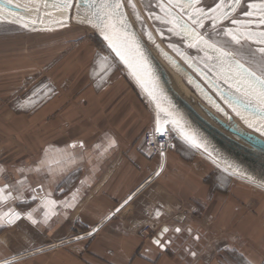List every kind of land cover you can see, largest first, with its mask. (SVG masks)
<instances>
[{
    "label": "crops",
    "instance_id": "obj_1",
    "mask_svg": "<svg viewBox=\"0 0 264 264\" xmlns=\"http://www.w3.org/2000/svg\"><path fill=\"white\" fill-rule=\"evenodd\" d=\"M154 124L97 38L0 55V264H264V194L180 138L156 175L162 155L144 141ZM202 208L234 250L203 259L180 250L175 219ZM164 227L165 250L153 243Z\"/></svg>",
    "mask_w": 264,
    "mask_h": 264
},
{
    "label": "water",
    "instance_id": "obj_2",
    "mask_svg": "<svg viewBox=\"0 0 264 264\" xmlns=\"http://www.w3.org/2000/svg\"><path fill=\"white\" fill-rule=\"evenodd\" d=\"M91 2L98 6L102 0H91ZM260 2L261 0H241L240 5L233 11L232 0H224V6L215 13L217 18L213 21L211 18L213 13L208 12V9L215 8L220 0H199L198 3H193V0H133L135 11L127 4V0H124L125 6L121 11L127 17L128 27L126 30L121 29L113 36L114 48L104 39V34L99 28L86 22L85 18L94 19L90 13L97 10L96 7L90 9L89 2L86 0H74V6L63 16L58 7L62 0H13V3L9 5L12 15L9 16L5 12V18L0 19V45L11 41L19 42L21 37L26 39L29 34L49 33L72 23L91 29L103 40L149 102L155 112L156 126L158 119L169 121L163 124L166 130L160 133L161 136L171 129L176 135L179 134L185 143L209 160L218 163L219 168L224 172L264 188V133L257 131L261 123L259 109L252 105L245 110L247 102L242 93H237L235 88H229V85L225 84L221 78L224 73L220 62L215 59L216 54L213 49H204V45L200 44L198 39H193L191 35L194 30L217 47L230 48L247 57L250 51L258 47L257 37L247 39V32L264 31V25L259 24L258 11L252 17L244 16V12L250 10L248 8L250 3L258 5ZM16 4L20 7L17 8ZM199 8L204 9L206 14L202 17V27L198 23H193L197 17L196 9ZM221 12L226 13L227 18H223ZM16 15L27 22L29 27L25 28L22 23L14 22L13 16ZM250 19L256 23L251 25L232 23L233 20ZM32 21H35V24ZM117 27L119 28V24ZM229 28L233 31L239 29L244 35L245 38L241 40L243 48L226 34ZM125 31L128 34L127 39L123 35ZM149 33L152 39H149ZM193 44L197 46H191ZM116 48L124 55L127 63L116 54ZM152 49L156 50L157 55L182 76L186 85L199 100L203 112L216 125L178 97ZM224 68H227L226 64ZM202 73H206L207 76ZM189 80L192 83H189ZM150 93L156 95L158 100H154ZM221 93L234 99L239 106L240 115L225 103ZM158 102L165 111L157 108ZM216 105H219V108ZM168 113L176 114V118L180 119L183 125L184 132L193 134L202 146L197 147L185 139L184 133L170 122ZM249 122L256 126L250 127ZM229 135L236 137L246 146ZM161 146L165 150V144ZM165 162L166 153L163 152L162 163L156 175L162 171ZM97 229L81 237L91 236ZM89 233L91 235H88ZM165 249L166 247L163 248Z\"/></svg>",
    "mask_w": 264,
    "mask_h": 264
},
{
    "label": "snow or ice",
    "instance_id": "obj_3",
    "mask_svg": "<svg viewBox=\"0 0 264 264\" xmlns=\"http://www.w3.org/2000/svg\"><path fill=\"white\" fill-rule=\"evenodd\" d=\"M86 2H89L90 9L92 7H96L97 9L96 11L90 13L94 19L85 18L86 22L92 24L95 28H99L102 34H104V39L109 42L110 46H113L115 48L113 36L120 32L121 29L126 30L128 27L127 17L121 11L125 6L124 0H114V2H109V0H102V3L98 6L92 3L91 0H86ZM198 2L199 0H193V3ZM12 3L13 0H0V19L5 18V12H7L9 16L12 15L11 10L9 8V5H11ZM240 3L241 0H232V10L234 11L236 6L240 5ZM127 4L130 5L135 11V4L133 3V0H127ZM73 6L74 0H62V3L58 7L61 9V15L63 16ZM223 6L224 0H220V3L216 4L215 8L208 9V12L213 13V16L211 17L213 21H215V19L217 18L215 13L219 12ZM16 7L18 8L20 7V5L16 4ZM181 7L183 9V6ZM248 8L250 10L245 11L244 16L252 17L256 15L258 11L259 24L264 25V0H261L258 5L256 3H250L248 5ZM161 9L163 10L162 5ZM196 12L197 17L193 20V23H198L202 27V17L206 15L205 11L204 9L199 8L196 9ZM221 16L223 18H227L226 13L221 12ZM137 18H139L138 13ZM156 19H160V17H156ZM13 21L16 23H22V26L25 28L29 27V24L23 21L22 18L18 15L13 16ZM32 23L35 24V21H32ZM232 23L251 25L253 23H256V21L251 19L247 21L233 20ZM117 24H119V28L117 27ZM226 34L228 36H231L232 41H234L237 45H240L241 48L244 47V45L241 44V40L245 37L239 31V29L233 31V29L229 28L226 30ZM123 35L127 39L128 34L126 33V31L123 33ZM148 35L149 39H152L151 33H149ZM191 35L193 39H198L200 44L204 45V49H213L214 53L216 54L215 59L220 62V67L224 73L221 78L223 79L225 84L229 85V88H235V91L237 93H242L244 100L247 102L245 104V110H247V108L252 105L259 109V119L261 123L257 127V131L264 133V31H260L259 33L252 31L247 32V39L257 37L256 44L258 45L256 50L250 51L247 57L243 56L239 51H232L230 50V48L226 49L224 47H217L215 44L205 40L202 36H199V34L196 33L194 30ZM191 46L195 47L197 45L193 44ZM116 54L120 56L121 59L125 60V62L127 63L126 58L118 48H116ZM225 64L227 65L226 69L224 68ZM202 74L207 76L206 73ZM189 83H192V81L189 80ZM217 90L219 91V89ZM150 95H152L154 100H158V97L153 93H150ZM221 98L225 101V103L232 107L238 115L241 114L238 104L234 102V99L232 97L225 96L223 93H221ZM216 106L219 108V105ZM157 108L160 109V111H165L160 107L159 102L157 103ZM220 110L223 111V109ZM167 115L170 118V122L175 125L178 129H180L182 133H184L185 139H187L189 142L196 145L197 147L202 146L199 144L198 140L193 134L184 132L183 125L181 124L180 119L176 118V114L168 113ZM168 122V120L161 121L160 119H158L155 132L163 133L166 130L163 127V124ZM249 126L254 127L256 125L252 122H249ZM205 151H207L206 148ZM3 191L4 189H0V193H2ZM129 199H131V197H129ZM125 203H127V201H125ZM117 211H119V209H117ZM5 215H9V223H13L15 219L19 218V213L10 212ZM159 215L160 212L159 210H157L156 216ZM33 223H35V221H33ZM93 231H95V229H93ZM168 231L169 229L167 227H164L163 229H161L158 236L153 239V243L159 246L161 249L165 248L171 242L170 239H164L162 242L164 234ZM174 231L178 233L181 231V229L175 228ZM189 231L191 230L189 229ZM88 235H91V233H89ZM196 238L199 239V237ZM191 254L193 256L196 255L194 252Z\"/></svg>",
    "mask_w": 264,
    "mask_h": 264
},
{
    "label": "rangeland",
    "instance_id": "obj_4",
    "mask_svg": "<svg viewBox=\"0 0 264 264\" xmlns=\"http://www.w3.org/2000/svg\"><path fill=\"white\" fill-rule=\"evenodd\" d=\"M88 36L93 37L95 39L96 38L100 39L103 42V40L96 33H94L91 29L72 23L69 26L53 30L49 33L34 34V35L29 34L26 36L27 37L26 39L25 38L22 39V37H21V41L18 40L19 42L11 41L10 43L1 44L0 47H3V46H5L6 48L8 47L7 48L8 50H6L4 53H0V55H10V56H11V54L26 55L30 52H34L35 50L40 49V48H44L48 45H54L57 43H75V42H79L80 40H83L84 38H86ZM27 40H30V42ZM152 52H153L154 56L157 58V60L159 61V63L167 69V71L169 72L171 77L174 79V81L177 83V85H179L181 88H183L189 94L190 98L193 101L198 103L199 114L201 116H203L204 118H206L207 120L211 121V119H209L208 116H206V114L203 112L201 105L199 103V100H197V98L192 93V91L184 84V82L181 80L179 75L176 74L175 72H173L164 63V61L157 55V53L153 49H152ZM211 123L215 124L212 121H211ZM171 136H172V139L179 138V137H177L176 133H174V132L172 133ZM229 136L231 138H233L235 141L246 146L245 143H243L242 141H240L236 137H234L232 135H229ZM214 166L216 168H218L219 170H221L215 164H214ZM230 178L237 180L238 182H241L244 185L252 188V190L254 192L258 191V192H261L262 194H264V190L254 186V185H251L247 182H244L243 180L235 178L231 175H230ZM202 211H203V208H202L201 212H199V209H198L199 213L196 216L197 218L195 216H193L189 220H185V219H183L184 217H182V215H181L175 219V220H178V221H176L177 226H178L177 228L181 229V231L178 233L180 234L183 232L184 236H186V238H187L186 240H185V238L183 239V237L180 238L182 241V242H180V244H178L180 247V250L181 251L185 250L188 253L194 252L196 254L195 256H200V257L202 256L201 257L202 259H203V257L207 258L208 256H209V258H211L214 254L220 253L221 251H229L230 252V251L234 250L235 247H231L232 246L231 243H226V242L223 243L220 241V235L222 234V232L220 230H218V232H214L209 225H207V226L205 225V223L202 220V217L200 216ZM189 229L191 231H189ZM175 233H177V232L174 231L173 234H175ZM196 237H199V239H197ZM191 256H193V255L190 254V257Z\"/></svg>",
    "mask_w": 264,
    "mask_h": 264
},
{
    "label": "built area",
    "instance_id": "obj_5",
    "mask_svg": "<svg viewBox=\"0 0 264 264\" xmlns=\"http://www.w3.org/2000/svg\"><path fill=\"white\" fill-rule=\"evenodd\" d=\"M146 103L150 106L151 111L155 114L153 108L151 107V105L149 104V102L146 100ZM155 128H156V124H154L151 128H149L148 130H146V132L144 133V141L145 143L152 149V151L154 152V154H159L162 155L163 152L167 153L171 143H172V133L173 131L170 129L168 130V132L164 135L161 136L160 133L155 132ZM161 144H165L166 148L165 150L162 149ZM8 177V181L10 182V177ZM37 197L39 199H43V196L38 194ZM143 234L149 235V232L147 230V228H144L142 231Z\"/></svg>",
    "mask_w": 264,
    "mask_h": 264
},
{
    "label": "bare ground",
    "instance_id": "obj_6",
    "mask_svg": "<svg viewBox=\"0 0 264 264\" xmlns=\"http://www.w3.org/2000/svg\"><path fill=\"white\" fill-rule=\"evenodd\" d=\"M155 52H156V50H154ZM157 53V52H156ZM173 72H175L176 74H178L179 75V77L181 78V80L184 82V80H183V78H182V76L178 73V72H176V71H174L166 62H164ZM161 65V64H160ZM161 67L163 68V70L165 71V74H166V76H167V79H168V81H169V84H170V86L172 87V89L174 90V92L178 95V97L182 100V101H184V102H186L188 105H190L192 108H194V110H196L197 112H198V108H199V105H198V103L197 102H195V101H193L191 98H190V96H189V94L183 89V88H181L179 85H177V83L174 81V79L171 77V75L169 74V72L167 71V69L164 67V66H162L161 65ZM184 84L186 85V83L184 82ZM187 86V85H186ZM188 87V86H187ZM189 88V87H188ZM190 89V88H189ZM199 113V112H198ZM182 141H183V138L178 134L177 135ZM185 142V141H184ZM211 162L213 163V164H215L217 167H220L219 165H218V163H216L215 161H213V160H211ZM230 175V174H229ZM232 176V175H231ZM233 177H235V178H238V179H241V180H243L244 182H247V183H249V184H251V185H254V186H256V187H258V188H260V189H262V190H264V188L263 187H261V186H259V185H256V184H254V183H252V182H250V181H248V180H246V179H243V178H241V177H238V176H235V175H233Z\"/></svg>",
    "mask_w": 264,
    "mask_h": 264
},
{
    "label": "trees",
    "instance_id": "obj_7",
    "mask_svg": "<svg viewBox=\"0 0 264 264\" xmlns=\"http://www.w3.org/2000/svg\"><path fill=\"white\" fill-rule=\"evenodd\" d=\"M99 42H102L100 39H97ZM174 140H180L179 138H174Z\"/></svg>",
    "mask_w": 264,
    "mask_h": 264
}]
</instances>
